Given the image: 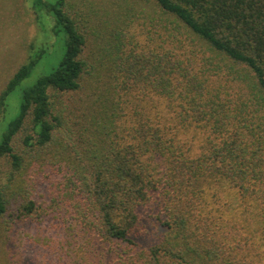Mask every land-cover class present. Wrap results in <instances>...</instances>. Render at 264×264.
<instances>
[{"label": "trees", "instance_id": "obj_1", "mask_svg": "<svg viewBox=\"0 0 264 264\" xmlns=\"http://www.w3.org/2000/svg\"><path fill=\"white\" fill-rule=\"evenodd\" d=\"M128 1L152 4L168 26L139 51L115 41L100 66L84 53V19L65 0L43 4L65 51L2 132L0 230L31 216L29 180L47 169L74 207L83 264H250L252 233L264 243V0ZM34 62L8 80L0 107ZM121 94L133 107L155 96L170 115L123 121ZM190 130L202 135L198 154L182 137ZM212 184L255 203L251 235L206 209ZM156 203L165 231L145 247L144 211Z\"/></svg>", "mask_w": 264, "mask_h": 264}, {"label": "rangeland", "instance_id": "obj_2", "mask_svg": "<svg viewBox=\"0 0 264 264\" xmlns=\"http://www.w3.org/2000/svg\"><path fill=\"white\" fill-rule=\"evenodd\" d=\"M55 1L0 0V92L19 66L29 60L35 61L29 74L6 96L0 107V140L8 123L20 112L23 91L31 87L38 77L49 74L64 54V30L45 7ZM65 7L80 21L84 19L87 36L84 53L98 66L109 63L108 51L112 54L115 41H119L122 51H139L141 46L160 42L159 33L164 25L168 26L161 13L149 3L65 0ZM120 98L123 121L147 116L156 121L170 115L163 101L155 96L138 100L134 107L131 103L135 101L133 96L127 99L121 94ZM131 117L133 119L129 121ZM182 137L191 144V154L201 151L202 135L190 130ZM8 168L9 162L1 160L0 182L5 179ZM29 182L32 183L29 189L36 208L31 216L15 219L0 230V264H83L82 249L85 251L86 244L80 238L77 224L73 223L74 207L64 196L63 189L59 188V176L56 179L48 177L46 169ZM207 194L209 203L206 209L211 215L219 216L224 222L235 223L241 235H251L252 206L255 203L244 208L237 192L225 185L212 184ZM144 214V234L137 241L148 247L159 240L165 227L158 203L146 209ZM252 235L251 248L248 245L243 247L247 259L250 264H264V243L256 234Z\"/></svg>", "mask_w": 264, "mask_h": 264}]
</instances>
